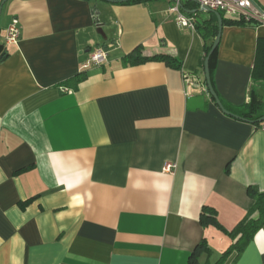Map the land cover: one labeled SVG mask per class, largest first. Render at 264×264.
Listing matches in <instances>:
<instances>
[{"label": "crops", "instance_id": "crops-1", "mask_svg": "<svg viewBox=\"0 0 264 264\" xmlns=\"http://www.w3.org/2000/svg\"><path fill=\"white\" fill-rule=\"evenodd\" d=\"M3 1L0 264H189L193 254L264 264V225L222 261L254 205L249 188L264 192V125L226 115L210 95L211 31L182 27L164 0ZM183 13L196 24L215 16ZM14 19L21 37L6 45ZM261 37L264 26H223L214 84L230 112L250 93L264 102L253 81ZM98 48L107 61L84 70ZM137 55L179 65L132 64ZM204 207L218 225L202 224Z\"/></svg>", "mask_w": 264, "mask_h": 264}, {"label": "trees", "instance_id": "trees-1", "mask_svg": "<svg viewBox=\"0 0 264 264\" xmlns=\"http://www.w3.org/2000/svg\"><path fill=\"white\" fill-rule=\"evenodd\" d=\"M150 1H156V0H129L126 3H147ZM190 1L182 2V11H194L198 10L199 8L194 4L191 5L189 3ZM199 13L191 14L192 16H196ZM221 14V13H220ZM223 19V26H240V27H252L256 28L259 25H257L256 22H246L244 20L241 21H232L227 20L224 18L223 14H221ZM195 28L198 29V31L203 32L204 30L211 31L213 39H215L219 32V26H218V18L216 16H213L211 20L195 23ZM213 42L210 45H206L205 49V57L203 60V64L205 62V59L207 55L209 54ZM5 48V45L0 44V58L3 59L5 57V54L2 53L3 49ZM218 49L215 50L213 55L210 59V73H211V81L212 85L216 91L215 84H214V72H215V64L217 60L218 55ZM2 53V54H1ZM131 59V58H130ZM165 60L168 64L172 66L178 67L179 62L177 60H171L168 56L167 57H161V56H154V57H144L141 55L135 56L133 59H131L132 64H141L145 63L147 61L152 60ZM87 78L86 72H81L78 74L71 82V89L77 90L78 85L83 82ZM253 81L254 82H264V37H261L258 39L257 43V54H256V60L254 64V70H253ZM217 93V91H216ZM219 97V96H218ZM250 102L246 104V106L240 110V112H230L227 110V107L223 103V101L220 99L222 105L224 108L230 113L226 114L228 116H231L235 119L252 123L257 126H263V123H258L257 121L264 117V102L263 104L261 100H259L256 97V94L250 93ZM260 111V112H259ZM261 114L259 116H256V114ZM255 115V116H254ZM249 194L250 197L254 200V205L250 212L246 215V217L235 227V229L231 232H229V235L232 237L237 238L236 243H234L224 254L222 257V261L226 259L227 256L232 255L233 253H236V258L240 256V254L244 251L245 247L252 241L254 235L256 232L264 225V192H258L254 190L253 188H249ZM201 222L204 226H209L211 224L218 225L216 212L208 207H204L202 211V218ZM198 249L202 250H208V247L206 245V241L202 242L200 246H198ZM196 250V251H197ZM195 254L192 255L190 259L189 264H197L196 258L194 259Z\"/></svg>", "mask_w": 264, "mask_h": 264}, {"label": "built area", "instance_id": "built-area-1", "mask_svg": "<svg viewBox=\"0 0 264 264\" xmlns=\"http://www.w3.org/2000/svg\"><path fill=\"white\" fill-rule=\"evenodd\" d=\"M185 1L194 2L199 9L208 8L235 21L256 22L257 25L264 26V6H260L257 0H178V2H174L170 11L176 15L177 22L184 28H195L194 20L186 16L181 9L180 4ZM20 37V23L18 19H14L8 28L6 45L18 43ZM107 58V49L98 48L83 69L88 70L93 67H100L107 61ZM184 81L191 83L192 80L189 75L184 74ZM174 168L173 164H166L164 171L172 172Z\"/></svg>", "mask_w": 264, "mask_h": 264}, {"label": "water", "instance_id": "water-1", "mask_svg": "<svg viewBox=\"0 0 264 264\" xmlns=\"http://www.w3.org/2000/svg\"><path fill=\"white\" fill-rule=\"evenodd\" d=\"M8 0H4L2 2V6L5 4V2H7ZM129 0H123L121 2H127ZM173 2H178V0H172ZM181 6V9H182V3L180 4ZM1 11H2V7L0 8V14H1ZM187 14H196V13H202V12H205V13H211V14H214L217 18H218V26H219V32H218V35L217 37L215 38L213 44H212V47H211V50L209 52V54L207 55L206 59H205V62H204V70H205V79H206V83H207V87H208V91L210 93V95L213 97V99L215 100L216 104L219 106V108L226 114H230L225 108L224 106L222 105L213 85H212V81H211V73H210V59H211V56L213 55V53L215 52V50L218 48L219 44H220V41H221V36H222V30H223V19H222V16L219 12H215V11H212L208 8H200L198 10H194V11H185ZM97 33L100 34L105 40H106V36H105V33L103 31V28L102 26L98 25L97 27ZM258 123H263L264 122V117L259 119L257 121Z\"/></svg>", "mask_w": 264, "mask_h": 264}, {"label": "rangeland", "instance_id": "rangeland-1", "mask_svg": "<svg viewBox=\"0 0 264 264\" xmlns=\"http://www.w3.org/2000/svg\"><path fill=\"white\" fill-rule=\"evenodd\" d=\"M166 2H169L170 4H173L174 2L172 0H164ZM199 15H206L205 12L200 13Z\"/></svg>", "mask_w": 264, "mask_h": 264}]
</instances>
